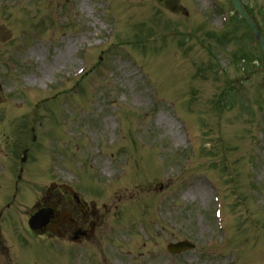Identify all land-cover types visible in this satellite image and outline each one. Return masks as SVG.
<instances>
[{
	"label": "rangeland",
	"instance_id": "obj_1",
	"mask_svg": "<svg viewBox=\"0 0 264 264\" xmlns=\"http://www.w3.org/2000/svg\"><path fill=\"white\" fill-rule=\"evenodd\" d=\"M243 1L264 28V0ZM233 14L230 0H0V264H264V66ZM238 47L259 60L234 62ZM53 181L105 214L78 249L22 231L27 191ZM183 239L196 248L169 253Z\"/></svg>",
	"mask_w": 264,
	"mask_h": 264
},
{
	"label": "flooded vegetation",
	"instance_id": "obj_2",
	"mask_svg": "<svg viewBox=\"0 0 264 264\" xmlns=\"http://www.w3.org/2000/svg\"><path fill=\"white\" fill-rule=\"evenodd\" d=\"M53 186L40 203L54 208L53 217L41 230L32 232L38 236L59 237L62 241L83 243L96 230L98 214L89 209L82 197L76 196L70 188Z\"/></svg>",
	"mask_w": 264,
	"mask_h": 264
},
{
	"label": "water",
	"instance_id": "obj_3",
	"mask_svg": "<svg viewBox=\"0 0 264 264\" xmlns=\"http://www.w3.org/2000/svg\"><path fill=\"white\" fill-rule=\"evenodd\" d=\"M233 1V4L235 6V8L239 11V13L241 15L244 16V18L248 21V23L250 24V26L252 27L253 31L255 32V35H256V38L258 39V41L260 42L262 48H263V51H264V38L263 36L258 32L257 28H256V25L254 23V21L252 20V18L247 14V12L245 11V9L243 8L240 0H232ZM36 219L33 217L31 218L30 220V224L32 225L33 228H37L38 225H34ZM40 221V219L38 220V222ZM192 247V244H190L189 242L187 241H182V242H179V243H176V244H171L169 246V249L170 251L172 252H179V251H182V250H185L187 248H191Z\"/></svg>",
	"mask_w": 264,
	"mask_h": 264
},
{
	"label": "bare ground",
	"instance_id": "obj_4",
	"mask_svg": "<svg viewBox=\"0 0 264 264\" xmlns=\"http://www.w3.org/2000/svg\"><path fill=\"white\" fill-rule=\"evenodd\" d=\"M63 58H65V56H66V53H64V54H62L61 55ZM57 60H59V59H56V61ZM108 127H110L109 125H108ZM103 170L104 171H106L108 174L110 173V171H111V169H110V165H109V162H108V160L106 159L105 161H103ZM30 199V198H29ZM31 200V199H30ZM18 256L20 257V254H18Z\"/></svg>",
	"mask_w": 264,
	"mask_h": 264
},
{
	"label": "trees",
	"instance_id": "obj_5",
	"mask_svg": "<svg viewBox=\"0 0 264 264\" xmlns=\"http://www.w3.org/2000/svg\"><path fill=\"white\" fill-rule=\"evenodd\" d=\"M244 57H245V58H249V54H247V55H244Z\"/></svg>",
	"mask_w": 264,
	"mask_h": 264
}]
</instances>
